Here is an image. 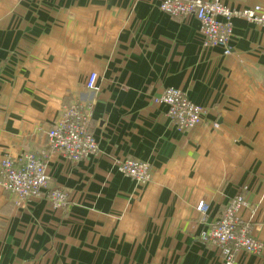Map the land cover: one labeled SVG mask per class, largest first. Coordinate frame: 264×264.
<instances>
[{
	"label": "crops",
	"instance_id": "obj_1",
	"mask_svg": "<svg viewBox=\"0 0 264 264\" xmlns=\"http://www.w3.org/2000/svg\"><path fill=\"white\" fill-rule=\"evenodd\" d=\"M222 2L264 9V0ZM159 4L0 0V172L6 156L47 152L48 192L69 195L63 209L43 196L19 204L0 182V264H225L200 236L238 194L264 242V29L234 20L224 55L204 46L196 19ZM167 88L203 109L202 125L176 128L153 101ZM75 103L90 105L100 149L77 163L48 139ZM128 159L151 164L150 184L120 173ZM238 263L264 264V253Z\"/></svg>",
	"mask_w": 264,
	"mask_h": 264
},
{
	"label": "built area",
	"instance_id": "obj_2",
	"mask_svg": "<svg viewBox=\"0 0 264 264\" xmlns=\"http://www.w3.org/2000/svg\"><path fill=\"white\" fill-rule=\"evenodd\" d=\"M160 10L173 17L194 18L200 24L199 32L206 48L220 49L224 55L232 52L233 22L245 20L264 29V9L261 6L235 10L222 0H159ZM98 75L90 74L87 89L96 91ZM156 104L168 108L167 116L180 132L190 131L203 124V109L191 102L179 89L167 88L160 96H155ZM93 113L90 105L75 103L66 107L60 119L48 132L50 148L62 154L67 160L77 163L100 153L91 125ZM48 153L30 154L21 162L6 156L1 162L0 182L4 190L13 194L19 204L40 198L49 199L57 209L69 204V195L63 190L48 192L50 180L47 171ZM120 173L135 180L142 186L150 184L153 178L152 167L148 162L128 159L118 164ZM250 209L243 194L231 199L224 215L211 223L200 236L203 243L220 249L225 264H239L241 255L261 257L264 242L259 240L250 222H244L240 212ZM197 211L206 217L209 206L201 202Z\"/></svg>",
	"mask_w": 264,
	"mask_h": 264
}]
</instances>
